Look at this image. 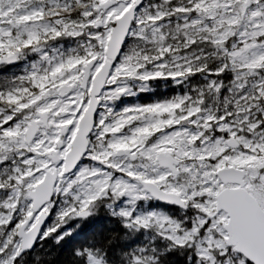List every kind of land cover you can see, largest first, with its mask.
Listing matches in <instances>:
<instances>
[{"label":"snow or ice","instance_id":"obj_1","mask_svg":"<svg viewBox=\"0 0 264 264\" xmlns=\"http://www.w3.org/2000/svg\"><path fill=\"white\" fill-rule=\"evenodd\" d=\"M0 264H264V0H0Z\"/></svg>","mask_w":264,"mask_h":264}]
</instances>
